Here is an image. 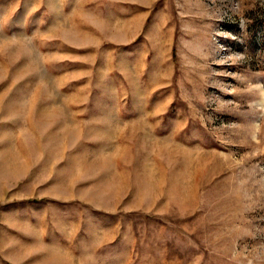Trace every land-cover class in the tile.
<instances>
[{
  "label": "rangeland",
  "instance_id": "374dc122",
  "mask_svg": "<svg viewBox=\"0 0 264 264\" xmlns=\"http://www.w3.org/2000/svg\"><path fill=\"white\" fill-rule=\"evenodd\" d=\"M0 264H264V0H0Z\"/></svg>",
  "mask_w": 264,
  "mask_h": 264
}]
</instances>
